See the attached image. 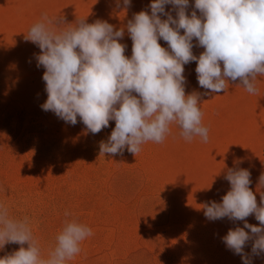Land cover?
<instances>
[{
    "label": "rangeland",
    "instance_id": "1",
    "mask_svg": "<svg viewBox=\"0 0 264 264\" xmlns=\"http://www.w3.org/2000/svg\"><path fill=\"white\" fill-rule=\"evenodd\" d=\"M118 2L123 0H0V206L7 207L12 219L28 218L45 259L65 221L76 220L92 235L66 264H242L221 238L243 222H210L202 206L220 202L230 190L224 178L229 168L250 170V187L260 203L264 76L257 77L256 94L229 81L224 92L203 95L196 62L185 65L186 95L201 94L198 106L208 141H186L172 123L163 142L148 141L136 155L126 149L122 156L101 152L100 143L107 142L115 121L93 135L83 123L71 126L40 107L47 99L45 69L36 67L34 54L40 49L26 40L30 27L47 13L72 24L60 29L81 19L106 20L119 29L135 13L150 12L152 0H131L126 10L118 9ZM189 2L194 6L195 0ZM120 42L130 57L126 27ZM158 42L168 47L162 39ZM203 51L193 48L196 56ZM66 211L71 215L65 216ZM247 221L259 226L254 215ZM251 243L246 253H251ZM19 247L6 244L0 257ZM253 264H264V254L254 257Z\"/></svg>",
    "mask_w": 264,
    "mask_h": 264
},
{
    "label": "clouds",
    "instance_id": "2",
    "mask_svg": "<svg viewBox=\"0 0 264 264\" xmlns=\"http://www.w3.org/2000/svg\"><path fill=\"white\" fill-rule=\"evenodd\" d=\"M168 5L172 7L166 11ZM116 7L126 10L131 0ZM190 7L194 10L189 14ZM148 9L135 13L125 26L132 40L130 57L125 55L127 45L120 42L125 27L117 29L106 20L87 23L81 19L60 29L61 24H72L44 13L26 35L40 49L34 54L36 67L45 69L43 111L71 126L81 122L93 135L115 121L107 142L100 143L102 153L122 156L126 149L136 155L148 141L163 142L172 123L186 141L194 137L208 141L198 106L201 94L186 95L184 66L191 62H196L203 95L224 92L229 81L256 94L257 77L264 76V0H195L194 6L189 0H152ZM161 39L167 48L158 42ZM194 47L204 51L196 56ZM224 178L230 190L220 202H206L204 216L210 222L242 221L243 227L230 228L221 239L242 264H253L254 257L264 254V193L258 205L249 169L229 168ZM259 183L264 186V174ZM69 215L66 211L65 216ZM253 215L259 226L248 223ZM91 235L86 225L65 221L45 259L28 218L12 219L7 207L0 206V249L10 243L20 245L0 257V264H66ZM250 241L249 254L245 247Z\"/></svg>",
    "mask_w": 264,
    "mask_h": 264
}]
</instances>
